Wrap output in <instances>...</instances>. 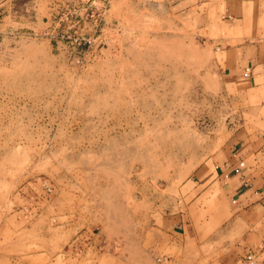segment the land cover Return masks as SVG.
Here are the masks:
<instances>
[{"label":"rangeland","instance_id":"obj_1","mask_svg":"<svg viewBox=\"0 0 264 264\" xmlns=\"http://www.w3.org/2000/svg\"><path fill=\"white\" fill-rule=\"evenodd\" d=\"M50 1L0 19V264H205L190 179L241 106L219 53L161 0H111L70 45L45 34Z\"/></svg>","mask_w":264,"mask_h":264},{"label":"crops","instance_id":"obj_2","mask_svg":"<svg viewBox=\"0 0 264 264\" xmlns=\"http://www.w3.org/2000/svg\"><path fill=\"white\" fill-rule=\"evenodd\" d=\"M9 1L0 0V19ZM160 4L214 45L225 83L241 102L239 123L190 179L200 193L197 202L202 203L203 195L207 201L187 211L192 220L195 215L200 219L194 220L196 231L189 236L197 249L193 254L208 260L205 264H233L230 258L235 257L239 260L234 264H240L252 249L258 264H264V0H161ZM240 161L246 164L242 174L233 170ZM207 225L213 230L203 232ZM206 232L208 236L202 237ZM20 262L30 264L23 258Z\"/></svg>","mask_w":264,"mask_h":264},{"label":"built area","instance_id":"obj_3","mask_svg":"<svg viewBox=\"0 0 264 264\" xmlns=\"http://www.w3.org/2000/svg\"><path fill=\"white\" fill-rule=\"evenodd\" d=\"M110 7L111 0H51V25L45 34L74 46L89 44L103 33ZM102 40L107 41L104 37ZM245 165V161H240L234 172L242 174ZM240 264H258L257 253L247 250Z\"/></svg>","mask_w":264,"mask_h":264},{"label":"water","instance_id":"obj_4","mask_svg":"<svg viewBox=\"0 0 264 264\" xmlns=\"http://www.w3.org/2000/svg\"><path fill=\"white\" fill-rule=\"evenodd\" d=\"M110 47H111V44H110V42L107 40V41H105V42L102 44L101 49H102V50H108V49H110Z\"/></svg>","mask_w":264,"mask_h":264}]
</instances>
